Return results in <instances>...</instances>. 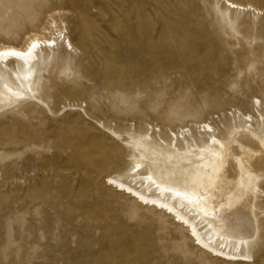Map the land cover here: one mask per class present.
Returning a JSON list of instances; mask_svg holds the SVG:
<instances>
[{"label": "rangeland", "instance_id": "rangeland-1", "mask_svg": "<svg viewBox=\"0 0 264 264\" xmlns=\"http://www.w3.org/2000/svg\"><path fill=\"white\" fill-rule=\"evenodd\" d=\"M235 1L262 12L224 0H0V44L50 25L65 35L39 53L37 98L6 96L0 81V264H264V179L246 263L212 258L104 183L129 181L140 163L191 184L199 162L177 156L169 129L222 126L237 109L264 133V0ZM145 132L152 140L136 141Z\"/></svg>", "mask_w": 264, "mask_h": 264}, {"label": "bare ground", "instance_id": "bare-ground-1", "mask_svg": "<svg viewBox=\"0 0 264 264\" xmlns=\"http://www.w3.org/2000/svg\"><path fill=\"white\" fill-rule=\"evenodd\" d=\"M224 1L236 11L262 12L250 3ZM52 27L31 33L22 45L0 44V81L6 96L37 98L33 87L39 53L57 47L62 36L65 40L62 30L54 33ZM66 43L67 48L73 49L69 40ZM7 76L14 77L18 84L10 85L5 80ZM256 111L263 118L258 108ZM253 121L254 115L235 109L232 118L222 126L200 120L169 129V146L177 150V156L199 162L188 186L162 181L157 174L161 172L159 166L143 171L140 163L135 170L137 163L129 170V181L107 175L104 183L135 204L150 206L169 216L185 228L193 245L212 258L229 263L249 262V256L241 250L257 230L254 200L258 183L264 179V133L252 130ZM141 138L145 142L152 140L148 132L136 141ZM139 182L144 187L140 188Z\"/></svg>", "mask_w": 264, "mask_h": 264}]
</instances>
